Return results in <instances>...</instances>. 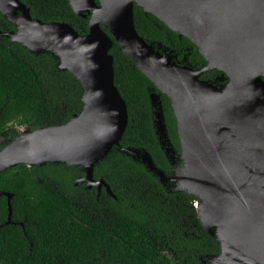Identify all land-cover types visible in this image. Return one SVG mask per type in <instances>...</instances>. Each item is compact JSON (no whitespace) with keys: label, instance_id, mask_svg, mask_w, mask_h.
Segmentation results:
<instances>
[{"label":"water","instance_id":"water-1","mask_svg":"<svg viewBox=\"0 0 264 264\" xmlns=\"http://www.w3.org/2000/svg\"><path fill=\"white\" fill-rule=\"evenodd\" d=\"M73 13L88 18L80 36L68 24L33 19L20 0H0V14L14 26L1 33L30 53H49L58 69L81 84L83 109L67 124L27 131L0 151V173L24 165L64 164L81 169L74 185L103 188L94 166L118 147L127 109L114 86L116 43L137 70L165 96L175 120L180 161L171 176L145 150L118 148L139 162L170 192L196 199L195 210L219 246L210 264H264V0H66ZM161 22L195 47L206 65L192 70L140 37L133 7ZM108 32V34L105 32ZM220 76L199 80L206 72ZM160 94H149L155 134L170 144ZM166 149V153L171 152ZM7 198L10 223L11 194Z\"/></svg>","mask_w":264,"mask_h":264},{"label":"trees","instance_id":"trees-1","mask_svg":"<svg viewBox=\"0 0 264 264\" xmlns=\"http://www.w3.org/2000/svg\"><path fill=\"white\" fill-rule=\"evenodd\" d=\"M33 19L65 23L80 36L88 33V18L77 17L66 0H20ZM140 37L161 52L185 48L197 68L205 61L184 37L133 7ZM14 26L0 14V32ZM108 34V32L105 30ZM113 83L127 109V126L118 147L99 161L93 179L102 188L74 185L81 169L64 164L18 165L0 173V192L12 195L7 223V198L0 196V264H210L220 248L201 225L195 197L170 192L137 161L118 148L145 150L168 175L151 122L149 94L159 93L113 43ZM178 60V59H177ZM49 53H30L0 36V151L19 133L67 124L83 109L81 84L58 69ZM220 73H205L214 81ZM168 138L179 151L175 120L168 99L161 95Z\"/></svg>","mask_w":264,"mask_h":264},{"label":"flooded vegetation","instance_id":"flooded-vegetation-1","mask_svg":"<svg viewBox=\"0 0 264 264\" xmlns=\"http://www.w3.org/2000/svg\"><path fill=\"white\" fill-rule=\"evenodd\" d=\"M170 53H171L172 56L175 57V60H176V62L178 64L183 65V66H187L188 68H191L192 70H199V69H202L204 67L203 66V67L197 68L196 66H193L191 64V61H190V55H189L188 52H186L185 48H183L182 50H180L179 53L175 52L174 50L171 51ZM204 74H202L200 76L199 80H201V81H207V80L201 79V77ZM155 94H160V93H155ZM161 95L162 94H160V101H161V105H162ZM149 104H150V102H149ZM154 111H155V109L151 108V122H152L153 128H154V121H153L152 116H153ZM162 111H163V106H162ZM163 116H164V113H163ZM164 123H165V119H164ZM154 132H155V128H154ZM157 139H158V137H157ZM158 144H159V146H160V148H161V150H162V152H163L164 156L166 157V159L168 161V164H169V170L170 171L168 172V175L167 176H171L174 173V171H175L176 168H179V167L182 166V162L180 161V154H179V152L177 150L174 149V146L172 145L171 141H170V144H171L170 146L167 145V144H165V143L164 144H161L159 140H158ZM167 148H171L172 151L169 152V153H166V149ZM166 187H168V188L171 189L173 186L172 185H166ZM92 188H95L96 189V187H92Z\"/></svg>","mask_w":264,"mask_h":264},{"label":"rangeland","instance_id":"rangeland-1","mask_svg":"<svg viewBox=\"0 0 264 264\" xmlns=\"http://www.w3.org/2000/svg\"><path fill=\"white\" fill-rule=\"evenodd\" d=\"M19 129L21 130V128H18V130H19Z\"/></svg>","mask_w":264,"mask_h":264}]
</instances>
